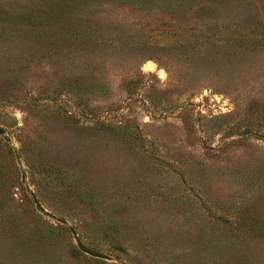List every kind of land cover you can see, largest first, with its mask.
Here are the masks:
<instances>
[{"label": "rangeland", "instance_id": "1", "mask_svg": "<svg viewBox=\"0 0 264 264\" xmlns=\"http://www.w3.org/2000/svg\"><path fill=\"white\" fill-rule=\"evenodd\" d=\"M0 264H264V0H0Z\"/></svg>", "mask_w": 264, "mask_h": 264}]
</instances>
